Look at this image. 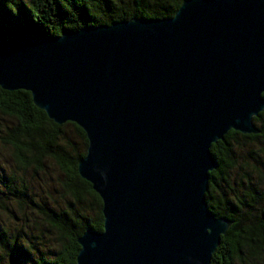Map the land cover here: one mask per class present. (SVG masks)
<instances>
[{"label":"water","instance_id":"95a60500","mask_svg":"<svg viewBox=\"0 0 264 264\" xmlns=\"http://www.w3.org/2000/svg\"><path fill=\"white\" fill-rule=\"evenodd\" d=\"M0 88L86 135L77 170L103 227L78 238L76 264H210L232 224L205 200L210 147L260 132L264 0H183L171 18L0 39Z\"/></svg>","mask_w":264,"mask_h":264},{"label":"trees","instance_id":"16d2710c","mask_svg":"<svg viewBox=\"0 0 264 264\" xmlns=\"http://www.w3.org/2000/svg\"><path fill=\"white\" fill-rule=\"evenodd\" d=\"M182 2L0 0V39H42L132 18H171ZM253 122L258 134L230 130L210 147L217 168L209 172L205 200L216 217L232 222L210 264H264V109ZM67 126L72 127L77 141L67 136ZM87 145L80 127L71 122L54 123L33 104L29 92L0 88V146L6 151L0 158V208L11 218H18L17 211L25 214L31 209L56 232L55 245L40 249L31 240L30 246H24L18 233L10 235L0 224V264H76L78 238L87 229L102 231V201L77 170ZM243 149L246 153L242 154ZM48 162L58 174L65 205L53 206L30 190L28 175L44 176ZM233 172L241 175L236 178Z\"/></svg>","mask_w":264,"mask_h":264},{"label":"rangeland","instance_id":"374dc122","mask_svg":"<svg viewBox=\"0 0 264 264\" xmlns=\"http://www.w3.org/2000/svg\"><path fill=\"white\" fill-rule=\"evenodd\" d=\"M5 121L9 120L4 119V122ZM65 132L69 138L77 141V136L71 126H67ZM239 152H242V154L246 153V149L240 150ZM2 154H6V151L0 146V158L2 157ZM47 166L48 169L44 176L41 175L39 178H32L28 175L27 179L31 183L30 190L33 194L36 192L43 196V198H46V201L53 206H57L58 204L65 205V200L57 181L58 174L51 162H48ZM235 173L236 172H233L235 177L239 178L241 175L240 172L238 174ZM14 208L16 210V207L13 206V210ZM24 213L25 214H22L20 211H17L18 218H11L0 208V224L8 228L10 235L18 233L23 240L22 243L24 246H30L31 244L29 245V240H31L40 249H46L48 247L51 249L52 246L55 245L54 239L56 237V232L54 229L49 227L48 223L31 209H28V211Z\"/></svg>","mask_w":264,"mask_h":264}]
</instances>
